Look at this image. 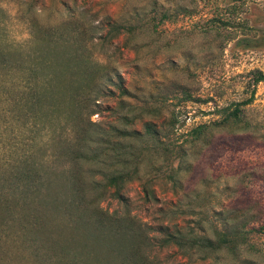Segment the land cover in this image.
Masks as SVG:
<instances>
[{"label": "rangeland", "instance_id": "374dc122", "mask_svg": "<svg viewBox=\"0 0 264 264\" xmlns=\"http://www.w3.org/2000/svg\"><path fill=\"white\" fill-rule=\"evenodd\" d=\"M181 6L185 13L178 11ZM64 19L69 24L63 34L70 36L76 60L102 66L85 102V112L98 109L90 121L106 126L118 123L119 115H137L128 127L142 129L143 121H151L162 132H170L174 122L175 134L166 141L186 150L177 185L168 178V167L165 174L150 173L156 200H144L138 181L124 190L131 213L154 228L151 253L157 262L264 264V229L251 234L237 254L182 253L156 245L162 224L212 236L222 219L234 214L245 213L239 219L249 224L255 217L264 223V82L255 85L237 122L190 141L192 128L222 119L246 100L252 72H264V0L235 5L230 0H0V47L20 52L18 60H33L42 29ZM31 137L23 136L24 145ZM1 138L14 147L21 140L18 127L1 126ZM171 161L175 168L179 159ZM102 206L122 209L112 198Z\"/></svg>", "mask_w": 264, "mask_h": 264}, {"label": "trees", "instance_id": "16d2710c", "mask_svg": "<svg viewBox=\"0 0 264 264\" xmlns=\"http://www.w3.org/2000/svg\"><path fill=\"white\" fill-rule=\"evenodd\" d=\"M68 24L59 20L39 32L33 60H18L20 52L0 47V128L17 126L21 137L14 147L0 140V264H159L151 253L154 228L131 213L124 190L138 181L144 200H156L150 173L165 174L168 167V178L177 185L186 150L166 141L175 134L174 122L170 132H162L151 121H143L142 129L128 127L137 115H119L118 123L106 126L90 121L98 109L85 112V102L101 79L102 66L76 60L70 36L63 34ZM249 81L250 96L222 119L192 128L191 142L240 119L241 106L252 101L264 72H252ZM26 134L32 137L24 145ZM173 158L179 159L175 168ZM107 198L122 209L103 208ZM241 215L223 218L212 236L159 225L163 236L156 245L182 253L225 249L237 254L251 234L264 229L259 217L252 222L260 223L251 225Z\"/></svg>", "mask_w": 264, "mask_h": 264}]
</instances>
